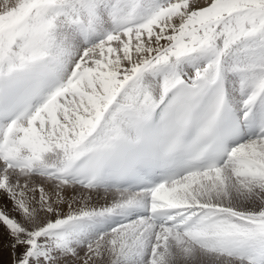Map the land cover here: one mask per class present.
<instances>
[{
  "label": "snow or ice",
  "instance_id": "6c2138e0",
  "mask_svg": "<svg viewBox=\"0 0 264 264\" xmlns=\"http://www.w3.org/2000/svg\"><path fill=\"white\" fill-rule=\"evenodd\" d=\"M0 192L13 264H264V0H3Z\"/></svg>",
  "mask_w": 264,
  "mask_h": 264
},
{
  "label": "rangeland",
  "instance_id": "374dc122",
  "mask_svg": "<svg viewBox=\"0 0 264 264\" xmlns=\"http://www.w3.org/2000/svg\"><path fill=\"white\" fill-rule=\"evenodd\" d=\"M2 3H3V0H0V5H2ZM0 210H4L8 212V214H10L11 216L17 219H20L18 214L13 210V202L7 199L5 197V194H3L2 192H0ZM0 231L2 233V239L0 243V252H11L12 251L10 247L11 238L8 234L6 227H4L2 224H0ZM22 251L23 249H17V252H22ZM81 255H83V250H81Z\"/></svg>",
  "mask_w": 264,
  "mask_h": 264
},
{
  "label": "bare ground",
  "instance_id": "6f19581e",
  "mask_svg": "<svg viewBox=\"0 0 264 264\" xmlns=\"http://www.w3.org/2000/svg\"><path fill=\"white\" fill-rule=\"evenodd\" d=\"M103 201H101L102 203ZM0 243L2 239V233L0 231ZM14 254L13 252H0V264H13Z\"/></svg>",
  "mask_w": 264,
  "mask_h": 264
}]
</instances>
